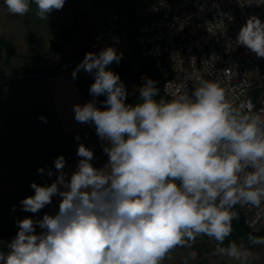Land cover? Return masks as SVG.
Listing matches in <instances>:
<instances>
[{
	"label": "clouds",
	"instance_id": "obj_1",
	"mask_svg": "<svg viewBox=\"0 0 264 264\" xmlns=\"http://www.w3.org/2000/svg\"><path fill=\"white\" fill-rule=\"evenodd\" d=\"M238 3L243 8L264 0ZM4 4L20 16L34 4L36 15L47 20L65 0ZM233 43L264 58V22L249 16L228 46ZM122 56L111 46L88 52L72 73L73 79L81 70L95 77L93 100L74 105V119L95 125L107 164L94 167V151L79 144L80 159L69 177L65 157L55 158L56 180L50 186L31 183L34 195L20 204L35 214L58 197V212L17 220L19 230L7 252L0 251V264H162L200 235L214 238L219 254L247 264L248 249L234 241L223 245L232 232L234 206L259 208L264 202V119L237 111L218 82L204 79L190 95L165 101L156 98L157 82L143 77L140 102L129 103L119 74L108 68ZM101 95L107 97L103 108L96 101ZM47 175H54L52 169ZM251 242L264 244V238ZM189 255L195 260L197 252Z\"/></svg>",
	"mask_w": 264,
	"mask_h": 264
},
{
	"label": "built area",
	"instance_id": "obj_2",
	"mask_svg": "<svg viewBox=\"0 0 264 264\" xmlns=\"http://www.w3.org/2000/svg\"><path fill=\"white\" fill-rule=\"evenodd\" d=\"M131 12L128 23L116 11L105 14L89 51L98 54L111 46L122 52L119 64L131 77L142 86L143 77L157 82V99L190 95L199 79L210 80L226 90L237 111L264 119V58L245 46H228L249 16L264 22V4L242 8L238 0H134ZM237 206L249 229L263 227L264 202L259 208Z\"/></svg>",
	"mask_w": 264,
	"mask_h": 264
},
{
	"label": "crops",
	"instance_id": "obj_3",
	"mask_svg": "<svg viewBox=\"0 0 264 264\" xmlns=\"http://www.w3.org/2000/svg\"><path fill=\"white\" fill-rule=\"evenodd\" d=\"M0 18L4 32L17 38L15 46L20 52L36 55L49 49L51 38L70 26L75 14L64 4L42 20L33 4L26 15H14L0 0ZM72 73L73 69L67 68L0 84V251L7 252V244L16 236L18 228L9 232L5 229L17 220L42 219L45 213L58 212V197L35 214L23 211L20 204L22 199L34 195L31 183L50 186L56 180L55 158L65 157L69 177L80 159L79 144L94 151V167L103 168L108 162L95 125L74 119L73 106L90 100ZM41 116L46 122L39 119ZM40 168L45 169L44 174L38 173ZM48 169H52V177L47 175ZM162 264L172 263L165 258Z\"/></svg>",
	"mask_w": 264,
	"mask_h": 264
},
{
	"label": "rangeland",
	"instance_id": "obj_4",
	"mask_svg": "<svg viewBox=\"0 0 264 264\" xmlns=\"http://www.w3.org/2000/svg\"><path fill=\"white\" fill-rule=\"evenodd\" d=\"M113 1L104 0L102 4H98L95 0H68L70 7H72L69 8L75 14V20L70 25V30L56 42L53 54L37 60H30L25 57L27 54L20 52L19 48L15 46L17 38L4 32L5 25L0 22V84L10 82L11 79L33 77L45 72H55L67 68L74 70L84 59L85 54L90 52L88 49L89 40L98 29L102 17L109 12L117 11L115 6L112 5ZM126 3L128 2L126 1ZM129 13L126 10L121 12L120 15L124 23L130 21ZM5 42L11 45L12 50L7 48ZM108 68L119 74L127 89L128 96L137 94V97H139L138 89L142 85L131 77L123 66L112 63ZM77 75L83 78L94 77L93 74L83 70L79 71ZM87 97L90 101L93 100L92 95ZM96 101L98 107H104L101 99L96 97ZM231 211L236 213L235 208ZM36 233L39 234L40 232ZM257 238H264V234ZM226 240L224 241V247L229 244ZM189 243L191 247H177L172 250L165 257L166 260H169L172 264H185L186 261L187 264H241L238 260L219 254L216 251L219 245L214 238L207 235L197 236L194 242ZM235 243L238 246L242 245L251 252L252 255L248 258L247 264H264V244H253L247 235L238 237ZM192 251L197 252L195 260L190 258L189 254Z\"/></svg>",
	"mask_w": 264,
	"mask_h": 264
},
{
	"label": "trees",
	"instance_id": "obj_5",
	"mask_svg": "<svg viewBox=\"0 0 264 264\" xmlns=\"http://www.w3.org/2000/svg\"><path fill=\"white\" fill-rule=\"evenodd\" d=\"M126 1L128 3H126ZM95 2H97L98 4H102L104 2V0H95ZM132 2H133V0H114L112 2V5L115 6V9L117 10L116 12L119 13V14H121V12H123L125 10L127 12H130L129 15H130V20H131V18H132L131 3ZM65 5L70 7V4H69L68 0H65ZM70 8H72V7H70ZM70 28H71L70 26H68L66 28H63L55 36H53L51 38V40H50V47H49V49L46 52L40 53L38 55H31V56H29V55L25 56L24 55V56L26 58L30 59V60H37L38 58H45V57L53 54V51L55 50V47H56V42L60 38H63L65 36V34L70 30ZM5 44H6L8 49L12 50V47H11V45L9 43L5 42ZM11 80H16V79H11ZM94 81H95L94 77L83 78L82 76H78L77 75V83H78L80 89L83 91V93H85V95H87V96L90 95L89 89H90V86L94 83ZM97 98H99L102 101H104V100H106L107 97H106V95H101V96H99ZM128 102L132 103V104H135V103H139L140 100H139V97H137V94H134L132 96H128ZM234 214H235L234 215V219L232 220V232H231V235L226 238L227 242H233V241L235 242L236 239L238 237L242 236V235H247L250 239H252L253 237H259V236L249 235L245 231L244 227L242 226L237 212L234 213ZM12 228H18V225L15 224V225H12V226L8 227L7 229H5V232H9ZM41 231H42V229H40L39 226H37L36 227V232H41Z\"/></svg>",
	"mask_w": 264,
	"mask_h": 264
},
{
	"label": "water",
	"instance_id": "obj_6",
	"mask_svg": "<svg viewBox=\"0 0 264 264\" xmlns=\"http://www.w3.org/2000/svg\"><path fill=\"white\" fill-rule=\"evenodd\" d=\"M234 208H235V210H236V212H237V214H238V217H239V219H240V221H241L242 226L244 227L245 231H246L249 235H252V236H260V235L264 234V225H263V227H261L259 230H251V229H249V228L246 226L245 222H244V218H243V214H242V212H241V209H240L237 205L234 206Z\"/></svg>",
	"mask_w": 264,
	"mask_h": 264
}]
</instances>
